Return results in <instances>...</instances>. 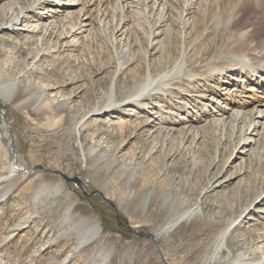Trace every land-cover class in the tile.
<instances>
[{
  "label": "rangeland",
  "instance_id": "374dc122",
  "mask_svg": "<svg viewBox=\"0 0 264 264\" xmlns=\"http://www.w3.org/2000/svg\"><path fill=\"white\" fill-rule=\"evenodd\" d=\"M41 1L16 29L0 27V77L20 83L5 109L0 103V264H101L105 253L107 264H233L235 254H215L230 219L226 249L244 255L238 264H264V120L259 136L249 127L264 91L214 62L233 33L214 21L234 13L232 3ZM34 2L0 0V24ZM238 14L235 28L253 16L248 7ZM182 52L192 77L128 101L146 70L169 71ZM112 77L114 102L128 100L91 115L107 104ZM239 111L244 121L228 124ZM81 145L96 155L83 159ZM13 160L25 169L10 177ZM195 206L202 216L158 234L172 212ZM84 221L101 235L77 249L74 226Z\"/></svg>",
  "mask_w": 264,
  "mask_h": 264
},
{
  "label": "bare ground",
  "instance_id": "6f19581e",
  "mask_svg": "<svg viewBox=\"0 0 264 264\" xmlns=\"http://www.w3.org/2000/svg\"><path fill=\"white\" fill-rule=\"evenodd\" d=\"M190 1L191 3L193 2L195 3V1H199V0H190ZM229 1L232 3L230 4H231V7L234 13H231L229 16L225 18L216 19L214 21L215 22L214 30H218L219 27H222V31H228L230 33L232 32L233 33L230 37L227 38L226 42L224 43V46L222 47L220 51L219 56L216 57L214 62L217 63L218 66H220L227 74H232L234 72L240 71V73L242 74V78H244L240 80L242 83L250 82L251 86L256 88V91H259V90L264 91V0H229ZM41 4H42L41 0H35L32 6L21 8L20 11H18L14 15V18L8 22H7V16L9 14V11L3 13L1 15V20L3 22L0 24V27L1 28L9 27L12 29L14 28L16 29V27L20 26V24L23 23V21L25 22L27 14L35 12V10H37L38 7L41 6ZM222 4L224 3L222 2ZM246 7L252 10L253 16H251L250 19L248 18L244 26L235 28L234 24L239 18L238 13L244 10ZM190 9L191 8H188V10ZM227 13L228 11L225 12V14ZM4 20L6 21V23ZM183 57L184 56L182 52L178 60L174 64V66L169 71H166L162 74L152 75L148 70H146L144 82L138 87H135L137 89L135 96L130 97L131 99L129 100L127 99V100L132 102L133 104L140 103V101L143 99L144 96L158 94L161 92V90L166 89V87L169 86L170 82L175 80L177 77H180V76H185V78L192 77L191 74L184 73L183 71L184 69V58ZM17 79L5 81V80H2L0 77V103L2 105H6L7 103H10L15 97L16 91L20 85ZM224 95L225 94H223V96ZM114 96L116 95L114 94L113 77H112L111 86L109 88V93H108L107 104L103 107L101 106L102 108H100L99 110H92L90 114L97 115L104 111L116 109L122 106L127 101V100L120 101V102L118 101L119 103H116L114 102ZM42 98H44V96L43 94H40L37 96L36 99L41 101ZM52 101L55 102V100H52ZM241 106H246V105H244V103L242 102ZM241 106H239V108ZM58 107L62 108L63 105L60 104L58 105ZM232 114L233 116L228 122V124H231V126H233V124H239L240 122L244 121L243 120L244 113H241L239 111L237 113H232ZM250 114L251 116H250V121H249V125H250L249 127L250 128L252 127L250 134L252 136H255V135L259 136V133L256 131V128L261 127L263 125L261 121L264 120V111L261 109H253ZM227 117L226 118L229 119V116ZM251 117H252V120H251ZM84 118L85 117H81L78 121L72 120L75 132L78 130ZM224 125L225 124H223V126ZM77 138H79L78 135L76 136V139ZM242 142H243V145H246L249 142H251V140L249 138H245L243 139ZM81 154H82L83 159H86V157L88 158L89 156H92L94 154L96 155V151L91 147L87 149H83L81 145ZM22 168L24 167L20 165H15L14 163L11 162L10 167H9V176L12 177L11 176L12 174L21 172ZM61 184L62 183H58V184L56 183L54 186H50L51 187L50 190L54 191L53 193L57 195L62 190ZM154 195H155L154 191L150 190L144 196L140 204L142 213L146 211ZM170 199H171V196H169V194H166L163 196L164 203ZM174 201H173V205L176 206L175 205L176 203H174ZM198 216H202L201 209H199L198 206L181 211L179 215H177L176 213L173 214L172 212V216H170L171 217L170 220L163 227H161L160 232L158 234L166 235L170 233L171 231H173L182 222H189L193 217H198ZM235 222L236 220H231V219L225 222V226L218 236V240H217L218 245L216 246L217 249H216L215 254L218 255L220 254L219 253L220 251L226 250L227 253L230 255L235 254V259L233 261V264H238L239 261H242L245 259L244 255L240 252H237L235 249H232V253L230 249L228 248L226 249V238L230 230L232 229V227L235 225ZM74 229L79 235V242H78L77 249L81 248L84 245L93 244L95 241H97V239L101 235L100 226L95 221H84L82 223L75 225ZM100 258H101V264H107V262L109 261L108 253H105L102 255L100 254Z\"/></svg>",
  "mask_w": 264,
  "mask_h": 264
},
{
  "label": "water",
  "instance_id": "95a60500",
  "mask_svg": "<svg viewBox=\"0 0 264 264\" xmlns=\"http://www.w3.org/2000/svg\"><path fill=\"white\" fill-rule=\"evenodd\" d=\"M1 107L3 108V109H5V106L4 105H2L1 104ZM13 163L15 164V160H13ZM63 179H64V181L66 182V183H74L77 187H79V188H82V184H81V182H80V180L78 179V178H72V179H69V178H67V177H65V176H63V175H60ZM93 195V194H92ZM91 195V196H92ZM112 206V205H111ZM116 219L117 220H119V216L118 215H116Z\"/></svg>",
  "mask_w": 264,
  "mask_h": 264
}]
</instances>
